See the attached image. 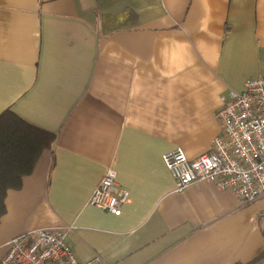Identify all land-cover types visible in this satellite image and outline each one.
I'll return each instance as SVG.
<instances>
[{"label":"crops","instance_id":"crops-1","mask_svg":"<svg viewBox=\"0 0 264 264\" xmlns=\"http://www.w3.org/2000/svg\"><path fill=\"white\" fill-rule=\"evenodd\" d=\"M263 75L264 0H0V113L55 134L6 193L0 259L10 238L62 228L80 262H251L264 196L176 192L161 157L207 152L220 96ZM108 169L129 193L119 214L88 203Z\"/></svg>","mask_w":264,"mask_h":264},{"label":"built area","instance_id":"built-area-1","mask_svg":"<svg viewBox=\"0 0 264 264\" xmlns=\"http://www.w3.org/2000/svg\"><path fill=\"white\" fill-rule=\"evenodd\" d=\"M219 133L207 152L187 159L180 148L162 155V160L182 192L190 183L203 181L218 190H230L248 204L264 196V75L248 79L241 92L220 96L214 111ZM106 170L92 191L88 203L111 214H119L129 193ZM65 230L46 228L26 232L7 240L0 264H101L94 258L80 262L64 241Z\"/></svg>","mask_w":264,"mask_h":264},{"label":"trees","instance_id":"trees-1","mask_svg":"<svg viewBox=\"0 0 264 264\" xmlns=\"http://www.w3.org/2000/svg\"><path fill=\"white\" fill-rule=\"evenodd\" d=\"M55 134L5 109L0 113V218L4 215L8 190L19 189L22 179L32 174L43 151L51 150ZM52 151V150H51ZM264 257V250L246 264Z\"/></svg>","mask_w":264,"mask_h":264},{"label":"water","instance_id":"water-1","mask_svg":"<svg viewBox=\"0 0 264 264\" xmlns=\"http://www.w3.org/2000/svg\"><path fill=\"white\" fill-rule=\"evenodd\" d=\"M263 230H264V227H263Z\"/></svg>","mask_w":264,"mask_h":264}]
</instances>
